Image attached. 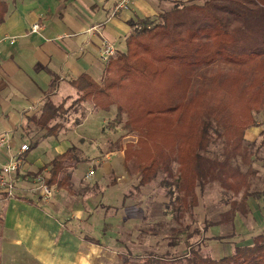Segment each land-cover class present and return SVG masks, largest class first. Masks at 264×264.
Segmentation results:
<instances>
[{"label":"trees","instance_id":"16d2710c","mask_svg":"<svg viewBox=\"0 0 264 264\" xmlns=\"http://www.w3.org/2000/svg\"><path fill=\"white\" fill-rule=\"evenodd\" d=\"M189 1L203 4L180 10L182 4L177 1L176 7L163 11L157 21L144 18L131 24L126 51L118 50L105 64L104 83L98 85L89 77H81L73 83L80 95L76 103L90 102L97 111L107 113L115 105L116 114L110 123L113 128L117 126L115 131L126 116L123 130L143 137V129L161 127L167 137L175 140L172 152L179 163L177 176L172 182L162 181L161 185L168 188L171 204L166 212L180 224L170 244H183L188 252L165 263L149 261V264H264V235L254 237L252 245L236 247L232 255L216 259L203 248L209 241L231 239L234 231L227 235L203 236L193 244L194 235L201 236L203 232L193 231L183 222L186 214L198 205L196 188H204L215 179L222 182L225 194L229 191L233 194L223 201L230 206L228 211L220 214L219 219L204 221L205 231L226 224H231L233 229L237 213L243 216L250 213L248 200L264 198V190H251L245 175L241 182H229L224 167L217 171L215 167L219 163L207 156L211 137L224 135L227 156L241 155L251 163V153L244 148L245 135L248 129L262 126L256 115L264 112V0ZM217 61L239 69L228 77L216 78V81L213 78L212 86L204 83L194 87L196 72ZM147 84H154L158 95L152 92L151 96L135 101L133 88ZM52 106L49 105L47 115L34 122L50 136L57 128L49 124L59 111ZM239 109L243 113H237ZM146 134L148 136V132ZM259 135L262 137L260 147L264 148V129ZM255 144L251 143L250 148ZM145 145L144 141L137 148L128 144L124 152L126 164L128 157L137 158L141 170L139 187L151 183L161 167L168 166L172 154L156 156L147 152L144 155L141 151ZM245 151L248 153L244 156ZM72 159L71 149H68L50 163V186L56 185L72 193L71 175L61 176L64 164L74 162ZM248 172L252 173L250 169ZM241 191V198L236 199ZM128 262L125 260L124 264Z\"/></svg>","mask_w":264,"mask_h":264},{"label":"crops","instance_id":"0c3cea01","mask_svg":"<svg viewBox=\"0 0 264 264\" xmlns=\"http://www.w3.org/2000/svg\"><path fill=\"white\" fill-rule=\"evenodd\" d=\"M122 1L0 0V136L7 134L10 149L0 145V165L7 163L22 144H31L15 175L14 197L0 195V264H119L125 249L123 237L141 233L144 216L117 210L119 192L113 188L109 199L100 194L97 201H77L75 194L52 185L55 197L45 201L39 186L50 181L49 165L72 146L57 148L55 157L38 166L28 161V153L39 140H64L84 124L89 114L100 112L92 104L90 111L74 121L69 107L68 114H64V128L52 130L51 136L34 123L48 114L49 105L60 111L63 104L78 97L75 81L81 77L99 81L103 77L105 64L99 56L103 40L125 52L131 24L157 15L155 0H130L126 8L118 9ZM36 22H41L43 28L31 33V25ZM62 118L56 116L49 125L61 127ZM245 138L254 143L262 137ZM27 139L30 142H25ZM119 144L120 151L113 156L123 157L126 145L121 141ZM80 164H64L61 176L71 175L72 190L80 181L74 174ZM108 169L113 170V165L105 161L95 170L97 180ZM101 184L95 186L102 188ZM262 199L250 198V213L236 214L231 239L211 241L212 257L232 255L236 247L250 246L254 237L264 235ZM216 227L212 228V236H220Z\"/></svg>","mask_w":264,"mask_h":264},{"label":"rangeland","instance_id":"374dc122","mask_svg":"<svg viewBox=\"0 0 264 264\" xmlns=\"http://www.w3.org/2000/svg\"><path fill=\"white\" fill-rule=\"evenodd\" d=\"M169 1L170 0H155L153 4L157 10V15L151 19L157 21L159 15L163 11H170L176 7L175 4L177 1H175V3L174 1H171V3ZM180 1L179 4H182V7L179 8L180 10L184 8L186 9L191 5L203 4L202 1ZM113 46L117 52L115 44H113ZM238 69L239 67L236 65L224 61H217L211 66L203 67L196 72V80L194 81L193 86L197 87L204 83L212 86L214 85L213 78L215 79L214 81H216V78L228 77L237 72ZM105 78L106 75H104L99 81L95 82L98 85H101L104 83ZM156 88L157 87H155L154 84L134 87V100L138 102L139 99L145 98L146 95H149V93L152 92H154L155 95H158L157 93L159 91H157ZM151 95L152 94L149 96ZM79 97L80 95L70 103L63 104V109L57 112V115L63 117L62 120H60V123L58 122L61 127L54 125L57 128H55L57 131H61L62 128H64L63 123L66 121L64 114H68L69 107L71 108L70 115L73 116L74 121L78 120L82 113H87V111L92 109V103L90 102L85 103L86 106L83 105L84 103L77 104L76 101ZM56 108L58 107L56 106ZM240 109L237 113H243ZM115 114L116 106L113 105L111 111L108 113L100 111L99 113L89 114L88 118L84 121V124L69 133L64 140L56 139L54 137H47L39 140L38 145H34L35 147H33L28 153V161L30 164L38 166L40 165V162H45L50 158L55 157L58 154L56 151L57 148L60 149L62 147V149H67L72 146V160L75 162V165L81 163L75 173L72 171V173L75 174V177L80 180L78 181L77 188L75 187L71 193L76 195L75 197L77 201H82L84 198H93V200L97 201L100 200V194H103V198L109 199L113 195L111 192V189L113 188V191L118 190L119 192L118 199H116L117 210L121 211L123 214L131 216H144V219L140 223L142 225L140 226L141 233L135 234L133 237L128 235L123 237L125 249L124 254L120 255L122 260L119 264H124L125 260L129 261L128 264H149V261L165 263L164 261L183 257L186 252H188V249L183 244L179 246H173L170 244L174 238V230L179 228L180 224L172 218L171 213L166 212L167 209L171 208V204L170 199L167 196L168 188L161 185L162 181L168 180L169 182H172L177 176L179 163L174 158L175 154L172 152L174 145L176 146L175 140L173 137H167L166 133L163 131L164 129L161 127H153L152 129H149V131L143 129L145 132L143 137H139L136 132L132 133L128 132V130H123V125L127 121L126 116H124L125 119L123 123L119 124L120 126H118L117 131H115L114 128L117 126H114L113 128L110 124L114 119ZM256 118L262 126L248 129L245 137H261L259 134L264 129V112L256 115ZM68 127H66V129ZM221 131L223 132V130ZM147 132L148 136L146 134ZM22 138L26 139L28 137ZM226 138L227 137L224 135L223 137H211L212 144L207 156L219 163V165L216 164L217 167H215L217 168V171L224 167L226 179L233 183L237 181L241 182V179H243V176L245 175L244 177L247 178L246 180L250 184L251 190L263 191L264 148L260 147L262 138L258 141H254L256 144L253 148H250L252 141L245 138L244 148L249 152H247L248 154L251 153V163L244 160L241 155H238L236 158H230L231 156H227V151L224 150L226 148ZM230 139L233 140V137ZM116 140L118 141L115 142ZM120 141L126 146L128 144L132 145L133 148H137L138 145L144 141L146 143V145L143 146L145 149L141 151L144 155H146L147 152L154 153L156 156L172 153L170 155L168 166L161 167L157 177L151 183L139 187L141 170L139 169L137 158L128 157V163L126 164L125 153L123 154V157L118 155L113 156L114 153L120 151ZM25 142H30V139H27V141L25 140ZM24 144H28L29 147L31 145L30 143ZM100 147L101 149H99ZM246 151L244 156L247 155ZM93 161L96 162L92 164ZM105 161H108L109 164L113 165V170H106V173L100 177L101 179L99 178V180H97L95 170L102 168ZM224 163L225 165H223ZM22 164L23 161L21 162L20 167ZM249 169L252 173L248 172ZM91 171H93V176L87 178V174ZM247 172L248 174L246 175ZM98 182L102 183V188H100V186L99 188L95 186ZM44 183L46 182H42V184ZM41 185L39 186L40 191ZM91 185H94L93 188H89ZM49 187H51L50 189L53 191L54 198V190L52 186L49 185ZM14 193L15 191L13 192L12 197L4 196L7 198H13ZM232 194L233 193L230 191L225 194L222 182L219 179L207 183L204 188L199 186L196 188L198 205L192 208L190 213L186 214V218L183 221L185 224L190 225L193 231L201 230L203 232L201 236L198 234L194 235L191 240L193 244L198 243L203 236H212V228L206 231L204 230V221L219 219L220 214L228 211L230 206L225 205L223 201ZM241 195L242 191L239 192L236 199H240ZM262 201L264 203L263 199ZM103 202L106 203L105 200H103ZM110 213H113V211H110ZM215 231L220 235H227L232 233L233 229L231 224H226L216 227ZM213 242L209 241L207 245H205L203 248L205 253L212 255V249H209V247Z\"/></svg>","mask_w":264,"mask_h":264},{"label":"built area","instance_id":"2783aa9c","mask_svg":"<svg viewBox=\"0 0 264 264\" xmlns=\"http://www.w3.org/2000/svg\"><path fill=\"white\" fill-rule=\"evenodd\" d=\"M130 0H123L119 5L118 9L126 8ZM43 28L41 22H36L31 25L30 32L31 33H39ZM116 54V50L111 41L105 39L102 42V50L100 52V60L103 63H107L111 58H113ZM7 134L0 136V145H6L7 150L9 149V145L7 143ZM8 145V146H7ZM30 149L28 144H22L16 151L15 154L10 156L8 162L2 166H0V194L6 195L7 197H12L15 189V175L23 161V156ZM93 176V171L87 174V178H91ZM48 183H44L41 185L42 196L45 201L50 202L53 200V191L50 189Z\"/></svg>","mask_w":264,"mask_h":264}]
</instances>
